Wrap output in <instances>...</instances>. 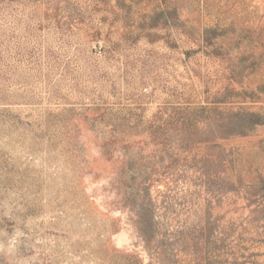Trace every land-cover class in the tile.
<instances>
[{"label": "rangeland", "instance_id": "rangeland-1", "mask_svg": "<svg viewBox=\"0 0 264 264\" xmlns=\"http://www.w3.org/2000/svg\"><path fill=\"white\" fill-rule=\"evenodd\" d=\"M0 264H264V0H0Z\"/></svg>", "mask_w": 264, "mask_h": 264}]
</instances>
